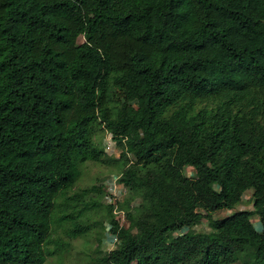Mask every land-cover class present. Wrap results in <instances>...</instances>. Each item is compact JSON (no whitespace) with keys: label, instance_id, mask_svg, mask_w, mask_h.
<instances>
[{"label":"trees","instance_id":"1","mask_svg":"<svg viewBox=\"0 0 264 264\" xmlns=\"http://www.w3.org/2000/svg\"><path fill=\"white\" fill-rule=\"evenodd\" d=\"M100 129L140 201L94 264H264V0H0V264H45L57 200L103 193L67 194Z\"/></svg>","mask_w":264,"mask_h":264},{"label":"rangeland","instance_id":"2","mask_svg":"<svg viewBox=\"0 0 264 264\" xmlns=\"http://www.w3.org/2000/svg\"><path fill=\"white\" fill-rule=\"evenodd\" d=\"M205 102H198L199 107ZM98 145L104 149L106 155L105 162L85 161L79 164L80 176L74 185L68 189L67 194L80 192L81 189L90 187L94 184L102 186V194L91 193L84 196L79 202L78 210L72 213L62 204V198L57 200L56 210L53 213V222L50 233V239L58 241L60 247H54L53 244L46 246L47 260L45 264H94L101 253L108 252L116 247L118 239L111 235L108 213V205H112V215L117 216L123 212L127 201H131L130 206H136L140 199L134 196L118 182L122 170V163L118 161L120 149L112 140L111 134L106 130H98L95 137ZM183 173L189 177H195V172L191 167H185ZM97 202L93 205L91 202ZM88 203V204H87ZM87 206V210H81ZM236 209H252L251 191H245L242 201ZM70 215L63 221H59L62 213ZM228 210H220L213 214L215 218H221L229 214ZM74 222L89 224L91 229L81 235L72 237L70 230ZM121 224L126 225L124 218ZM252 222L256 229H260V222L256 216L252 217ZM211 228L206 221L200 220L193 228L196 232H207ZM173 235H176L174 233Z\"/></svg>","mask_w":264,"mask_h":264}]
</instances>
